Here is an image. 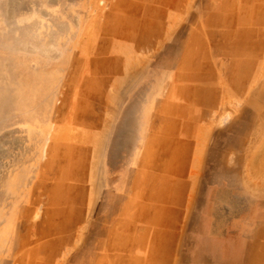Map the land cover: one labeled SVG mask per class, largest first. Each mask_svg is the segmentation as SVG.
<instances>
[{"label":"rangeland","instance_id":"374dc122","mask_svg":"<svg viewBox=\"0 0 264 264\" xmlns=\"http://www.w3.org/2000/svg\"><path fill=\"white\" fill-rule=\"evenodd\" d=\"M0 264H264V0H0Z\"/></svg>","mask_w":264,"mask_h":264},{"label":"crops","instance_id":"0c3cea01","mask_svg":"<svg viewBox=\"0 0 264 264\" xmlns=\"http://www.w3.org/2000/svg\"><path fill=\"white\" fill-rule=\"evenodd\" d=\"M182 180H184V185L187 186L188 182L185 179H182ZM179 192H180V195L183 197H186L187 193H189V191L186 187H184V189H181Z\"/></svg>","mask_w":264,"mask_h":264}]
</instances>
